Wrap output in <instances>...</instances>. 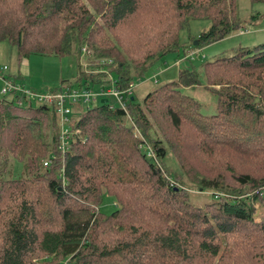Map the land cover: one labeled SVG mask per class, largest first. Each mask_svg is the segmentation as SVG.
Wrapping results in <instances>:
<instances>
[{"label":"trees","instance_id":"1","mask_svg":"<svg viewBox=\"0 0 264 264\" xmlns=\"http://www.w3.org/2000/svg\"><path fill=\"white\" fill-rule=\"evenodd\" d=\"M144 1L150 3L143 4L148 10L168 5V10L162 11L169 17L170 11L174 18L190 17L195 8L199 14L193 15L195 18H208L211 27L199 34L200 45L242 30V15L236 6L231 21L225 20L221 8L225 0ZM139 3L140 0H0V40L16 46L19 59L30 55H75L79 78L72 83L62 80L52 90L76 85L92 90L91 84L125 88L136 76L148 73L162 55L179 47V30L172 39L174 27H170L165 31L169 33L166 42L161 41L154 52L145 55L151 62L147 67L132 59V66L141 65L139 72L134 70L132 74L126 63H119L116 57L107 58L115 46L103 40V34L121 32L132 21L136 26L142 24L148 14L137 13ZM104 6L107 9L100 15L108 30L102 34L95 14ZM250 18L256 20L258 15ZM86 52L88 56L91 52L98 58L104 56L111 62L107 66L117 65V70L110 71V79L104 82L103 77L97 80L92 75L83 76L81 56ZM192 59L187 56V60ZM104 63L89 65L102 73ZM200 69L203 82L194 69L180 70L177 80L149 92L143 102H137L134 96L128 99L126 112L119 107L110 109L104 99L76 112L79 114L71 130L79 132H74L71 148L63 153L58 149L60 130L52 107L18 106L3 96L0 264H39L38 259L49 257L46 261L51 264H58L60 259L67 260L61 264H117L122 256L133 260L126 264H264V219L256 223L253 217L255 204L264 206V43L236 48L232 55L202 63ZM234 73L237 77L232 76ZM112 74L117 75L115 80ZM243 74H257L260 84L241 82L238 77ZM11 75L21 82L19 75ZM201 86L216 97L212 113L200 112L199 101L184 90ZM159 96L167 101L163 113L171 127L179 132L186 126L194 133L197 146L191 147L213 150L221 146L232 150L245 163H254L259 173L246 170L234 174L237 185L231 188L219 180L203 178L199 180L200 194L210 191V200L203 207L189 201L187 190L174 187L165 174V144L171 141L150 135L149 120L143 112L149 105H156L153 102ZM172 147L177 150L175 143ZM148 148L155 158L147 156ZM13 159L22 162L28 178H16L11 173ZM46 161L48 166L42 171ZM189 164L186 159L180 166L188 170ZM104 194L118 203L105 215L98 208L95 211ZM138 213L149 220L123 223L125 217ZM113 224L125 231L128 228V238L122 236L117 242L98 246L97 231ZM239 226L253 231L258 240L239 234Z\"/></svg>","mask_w":264,"mask_h":264},{"label":"rangeland","instance_id":"2","mask_svg":"<svg viewBox=\"0 0 264 264\" xmlns=\"http://www.w3.org/2000/svg\"><path fill=\"white\" fill-rule=\"evenodd\" d=\"M145 2L146 1L144 0H140V9L137 12L138 14L145 12L148 14L145 16L142 24L136 26L137 23L132 21L128 24L129 28H126L121 32L118 31L114 35H112L114 30L109 33L106 31L108 29L102 25L104 19L100 14L104 12L107 7L104 6L99 14H95L96 22L100 24L101 28H99L102 29L99 33L103 34L107 32L103 34L102 39H107L108 43H112V45L115 46L108 57H106H116L119 63H126L132 74H134L135 71L139 72L141 69V65L132 66V59L139 60L144 67H147L151 62L145 59V55L152 53L157 45L159 47L161 41L169 37V33L165 34V31L170 27H174V33L172 34L173 39L179 30L180 36L179 40H177L179 44L178 49L162 55V57L151 65L148 73L141 78L140 76H136V79L133 80L134 88H132L131 91L132 96H134L137 102H143V98L146 94L155 91L165 83L177 80L180 70H186V68L194 69L197 74H199V80L203 82V76L200 69L202 63L208 60H213L217 56L232 55V52H234L236 48H252L257 44L264 43V1L262 0H256L255 2L249 0H225L221 5L222 11L225 13V20L231 21V14L235 12L233 11V8L236 6L240 11L239 13L242 15L240 19L243 20V22L241 21V25L243 26L240 28L242 30L234 31L232 34L228 35V37L213 41V43L201 45L198 40L199 34L208 30L211 27V22L208 18H195V16L199 15L198 12L195 11V8L192 10L190 17L177 16V18H174V13L171 11L170 13L172 15L170 17L162 11L164 9L168 10L166 9L168 5L160 4L158 2L160 5L156 6V10L154 11L144 9L143 4ZM146 3L150 4L148 2ZM92 10L93 9H91V11ZM250 15H258V18L253 20L250 18ZM165 17H167L168 20H166ZM217 18L219 19L220 17L218 16ZM177 20L178 24L175 22ZM125 25L126 24L122 26ZM134 26L135 28H133ZM196 41H198L197 45H195ZM163 42L166 41L164 40ZM103 44L104 43H102V45ZM130 49H133L134 51H131ZM149 50L150 52H148ZM88 53L89 52H86V54L83 53L84 55L81 56L83 62V76L86 77V75H92L97 80H100L103 77L104 82H106L110 79V71L117 70V65L114 63V65L111 64L113 66H107V64L111 62L107 61L104 56L98 58L92 52L91 56H88ZM185 55H189V57L192 56L193 59L189 61L184 57ZM182 58H184V60H181ZM179 60L181 62L177 66L175 63ZM100 61L106 62L103 64L105 66L103 67L105 70L104 72L106 73H101L99 68L91 67L89 65L98 66ZM87 63L88 66L86 67ZM0 65H7L11 74L19 75L21 82L38 92H42L48 88H58L59 85H61L62 80H64L65 83H72L78 79L80 75L77 71V59L73 54L62 58L54 57L52 55H30L28 58L19 59L16 46H12L5 40H0ZM263 74L264 71L262 72V75ZM232 76L237 77V73L232 74ZM256 76L257 74L252 75V77L243 74L239 75L238 78L241 82L258 85L261 81L258 78L256 79ZM115 78H117V75L112 74V79L115 80ZM155 80L156 82H154ZM90 87H92V90L98 95L103 94L102 88H105L98 84H91ZM108 88L109 87L105 89L107 90ZM202 88L203 86L200 88L198 87V89L186 87L184 90L186 93L189 92L191 96L199 101L201 104L200 112L212 113L214 112L216 97H213L212 94ZM166 94L170 96L168 93ZM2 97L3 95L1 94L0 89V99ZM102 97L107 98L106 96ZM153 103L156 105H149V108H144L143 111L147 114L149 120L148 128H150L151 131L150 135L152 134V137H154V135L161 137L163 141L166 139L171 141V144H168L165 141L167 150V156L163 161L164 168L167 170V172L165 171V174H167V179L170 180V184H173L174 187L185 188L187 190L189 201L191 200L194 204L203 207L205 202L210 200V197L208 196L211 193L210 191H205L203 194H200L199 180H202L203 178L219 180L220 182H223L224 186L231 188L232 186L237 185L233 180L234 174L246 172V170L252 171L256 174L259 173V170L254 163L251 165L247 162L245 163L241 159L242 157L237 153H234L232 150H226L221 146H218L213 150H200L198 147H191V145L193 146L196 144V137L193 136L194 133H191V130L186 129V126L184 127V130L182 129L179 132L178 129L171 127L168 117L163 113V107L167 104V101H163V98L159 96L158 98H155V102ZM93 105L94 104L84 106V110ZM34 107L36 106L34 105ZM78 114L79 113L75 112L70 115V118H76ZM130 118L131 116H129V120ZM127 123L130 124L129 121H127ZM186 133H188V135ZM174 143L177 145L176 151L172 147V144ZM177 153L183 160L182 163H185L186 159L190 160L189 166L187 165L188 170L180 166L182 163L180 162ZM46 168L47 166L45 167L43 165L41 170ZM11 173H13L16 178H28V174L24 172L23 164L19 160H12ZM219 178L223 179L221 180ZM102 200L103 201L99 207L98 205L95 207V211L98 208L100 212L105 215L111 213L116 207H118L117 201L106 194H104ZM253 217L254 222L256 223H261L264 219V206L262 203L255 204ZM148 220L149 217L147 218L145 214L138 213L131 214L130 217H125L123 223L138 224L139 222H145ZM239 228V234H245L254 240H258V236L253 233V231H244V228L240 226ZM129 232L130 230L128 228H126L125 231L124 228L113 224L112 227H105V230L99 229L97 231L98 235L95 242L98 243V246L102 247L103 243L117 242L122 236L128 238ZM49 259L50 257L41 260L38 259V261H40L39 264H51L46 261ZM65 261L60 259L58 264H61V262L64 263ZM129 261L133 260L128 256H122L117 260V264H126Z\"/></svg>","mask_w":264,"mask_h":264},{"label":"built area","instance_id":"3","mask_svg":"<svg viewBox=\"0 0 264 264\" xmlns=\"http://www.w3.org/2000/svg\"><path fill=\"white\" fill-rule=\"evenodd\" d=\"M83 52H85V49H83ZM187 56L189 55H185L186 58ZM181 60H184V58ZM180 62V60L176 61L175 64L178 66ZM109 86L111 87L107 90L102 88L103 94L101 95L96 94L88 87L85 88L77 85L76 87L65 86L58 90L45 89L42 92H38L22 84L15 76L11 75L7 65H0V89L3 96L18 106H48L54 109L60 130L58 149L62 153L71 148L70 143L74 132H76L75 130H71L74 118H70V115L75 112H81L87 104H93L104 99L108 101L110 109L119 107L126 112L129 103L128 99L132 97L131 89L134 88L133 82H130L127 87L121 89H118L112 84ZM102 96H106L107 98ZM127 116L129 117V114ZM146 154L151 158H155L152 149L148 148ZM48 163L49 161H46L44 166H48Z\"/></svg>","mask_w":264,"mask_h":264},{"label":"water","instance_id":"4","mask_svg":"<svg viewBox=\"0 0 264 264\" xmlns=\"http://www.w3.org/2000/svg\"><path fill=\"white\" fill-rule=\"evenodd\" d=\"M197 44H198V41L195 42V45H197ZM103 101H104V100H103Z\"/></svg>","mask_w":264,"mask_h":264}]
</instances>
